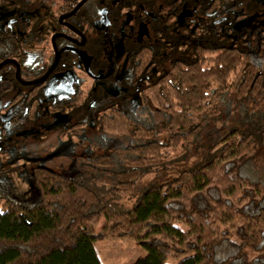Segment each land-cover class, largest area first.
<instances>
[{
    "label": "trees",
    "instance_id": "1",
    "mask_svg": "<svg viewBox=\"0 0 264 264\" xmlns=\"http://www.w3.org/2000/svg\"><path fill=\"white\" fill-rule=\"evenodd\" d=\"M210 41L147 90L162 124L119 111L100 121L129 141L94 154L89 178L35 168L34 202L0 189V264H101L93 242L121 237L146 251L132 264H264V71L239 44ZM202 132L207 147L198 150ZM161 168L164 180L137 187ZM99 177L133 204L106 202L91 185Z\"/></svg>",
    "mask_w": 264,
    "mask_h": 264
},
{
    "label": "flooded vegetation",
    "instance_id": "2",
    "mask_svg": "<svg viewBox=\"0 0 264 264\" xmlns=\"http://www.w3.org/2000/svg\"><path fill=\"white\" fill-rule=\"evenodd\" d=\"M19 1H28V11L35 10V16L27 18V26H20L22 34L14 33L9 26L0 30V189L5 197L16 200L11 181L22 165L16 156L20 151L14 149L32 148L28 141L11 144L14 140L7 138L6 127L12 135L39 130L44 140L37 149L43 150L53 143L52 134L42 128L53 112L75 115L72 123L63 126L74 130L84 123L86 115L96 111L95 147L102 135L118 137L100 129V121H108L114 112H129L141 121L160 125L164 116L150 103L147 90L171 70L176 60L190 58L194 45L221 41L224 32L235 31V17L247 21L260 8L257 0H48V8L44 6L46 0ZM13 21L17 23L14 17ZM260 39L263 46L262 35ZM117 41L127 62L125 88L114 97L104 98L101 83L116 81ZM3 42H9L5 46L10 48L5 55H1ZM234 43L257 59L245 41ZM31 52L35 55L29 60ZM68 70L77 72L71 94L44 101V88L51 77ZM134 94L140 96L136 109L129 104ZM200 136L196 143L202 139L207 147L204 133ZM109 151L78 153L75 164L83 177H71L36 163L28 167L29 178L32 182L35 168H46L71 178L87 179L84 164L90 163L94 154ZM31 153L40 151L33 149ZM172 164L178 168V162Z\"/></svg>",
    "mask_w": 264,
    "mask_h": 264
},
{
    "label": "rangeland",
    "instance_id": "3",
    "mask_svg": "<svg viewBox=\"0 0 264 264\" xmlns=\"http://www.w3.org/2000/svg\"><path fill=\"white\" fill-rule=\"evenodd\" d=\"M259 3L258 11L250 14L246 20L242 18H234L233 30L226 31L222 36V40L225 42H235V41H245L247 46L250 48L253 54L257 55V63L260 69L264 71V45L261 46L260 37L263 33L264 28V0H257ZM28 1L20 2L19 0H0V30L9 26V28L14 33L22 34L20 31V26L28 25V19L35 16L36 11L33 10L29 12L27 8ZM48 8L49 3L46 0L44 4ZM36 9V8H33ZM13 17L16 21H13ZM198 27V26H197ZM116 49V59H117V73L115 75V82L104 84L101 83L104 98L114 97L119 94L125 88V76L127 72V62L126 58L123 57V53L120 47V41L115 43ZM34 51V50H33ZM35 55V53L29 54V60ZM56 77V81L53 78ZM77 77V72L75 70H68L62 73H57L51 77L48 84L44 88L45 95L43 97L44 101L52 98L53 96H69L72 92V86ZM95 88V85H93ZM131 108H135L140 104L139 94H134L129 97ZM97 112L89 113L83 118L84 123L77 125V127L72 130L70 128H64L65 123H72V119L77 118L75 115L66 114L65 112H57L50 115L48 123L43 126V130L46 133L52 134L51 138L53 143L41 150L37 149L38 144L44 140L40 138L39 130H27L18 131L15 134H10L8 132V127H6L5 134L10 140H14L11 144H16L17 142L28 141L32 149L26 150L25 148L14 149V151H20L17 153L18 164L22 165L21 169L17 171L16 175L12 177V186L14 191L17 193L15 196L21 201L34 202L37 199V191L33 187L32 182L29 178L28 167L32 164L40 163L45 164L53 169H56L62 173H65L71 177H83L84 173L75 164V158L78 153H83L84 155L89 154L95 150L104 151L110 150L117 145H123L127 143L128 138L112 137L109 138L108 135H102L101 139L96 142V147L94 146V129H95V118ZM6 116V113L4 114ZM77 120V119H76ZM75 120V121H76ZM74 122V121H73ZM56 133L53 137V133ZM60 133V134H59ZM16 135V137H14ZM205 141L200 139L198 144H201V148L206 147ZM13 147V145H11ZM10 147V148H11ZM33 149L40 151V153H31ZM10 151V150H8ZM180 148L176 150L179 152ZM11 152V151H10ZM13 153V152H12ZM197 157V156H196ZM192 157V161L197 158ZM190 162V163H191ZM180 166V165H178ZM167 170L161 168L160 170H152L151 172H146L140 176L137 180V187L140 189L142 186L161 180L168 176ZM91 184L100 193L104 194V200L109 202L111 205L117 208H126L133 204L135 196L126 195L124 193L111 194L110 184L108 178L99 177L91 179ZM107 187V188H106ZM108 193V194H106ZM103 219L100 218L98 223L95 225L97 230L102 224ZM93 247L96 251L97 257L101 264H132L136 259L143 257L146 251L143 247L138 246L129 237L121 238H103L98 239L93 242ZM181 258H168L166 264H176Z\"/></svg>",
    "mask_w": 264,
    "mask_h": 264
}]
</instances>
